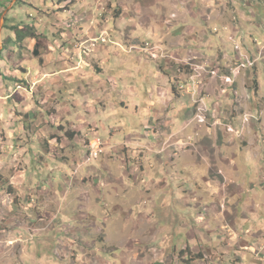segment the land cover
I'll list each match as a JSON object with an SVG mask.
<instances>
[{
  "label": "crops",
  "instance_id": "0c3cea01",
  "mask_svg": "<svg viewBox=\"0 0 264 264\" xmlns=\"http://www.w3.org/2000/svg\"><path fill=\"white\" fill-rule=\"evenodd\" d=\"M42 2L25 15L43 37L23 42L33 68L8 63L3 27L22 19L0 3V234L24 237V264L177 238L264 264V0ZM146 42L157 58L129 50ZM95 137L104 153L83 164Z\"/></svg>",
  "mask_w": 264,
  "mask_h": 264
},
{
  "label": "rangeland",
  "instance_id": "374dc122",
  "mask_svg": "<svg viewBox=\"0 0 264 264\" xmlns=\"http://www.w3.org/2000/svg\"><path fill=\"white\" fill-rule=\"evenodd\" d=\"M12 0H0V3L3 4L5 7L11 2ZM33 2L34 6H37L38 9L44 8V2L39 0H30ZM29 0H16L15 6L18 7V11L14 12L20 19H22L23 26L29 25L31 26L32 21L29 18H26V16H30L31 19L37 18V11L35 9H32V7L28 6L30 4ZM45 5L49 8H53L56 6L59 2V0H45ZM2 5V6H3ZM31 11V14L29 12ZM47 13V12H46ZM26 15V16H25ZM174 19V16L170 18V20ZM37 20V19H36ZM17 24H19V21H15ZM21 23V24H22ZM11 25L12 26H15ZM35 28L37 29V25L34 24ZM32 26V27H34ZM6 32L11 33L13 36V32L5 29ZM152 45V48H154L153 56L152 58H157L160 53L159 46L153 45L150 42H146ZM24 46L23 48L21 46H16V51L14 52V55L12 56V59L8 62L11 64V61L15 62V65L20 64L24 68L29 67V65L32 66L37 61L32 58L31 60L24 61ZM151 58V57H150ZM34 66H32L33 68ZM23 75L18 78L19 80H22ZM201 119L202 116H198L197 119ZM228 130H233V128L229 127ZM189 149H193L195 152L196 146L189 145ZM195 148V149H194ZM192 150V151H193ZM175 155L178 153L174 149ZM193 190V189H191ZM2 192V191H1ZM5 192V190H3ZM192 205L195 204V201L191 203ZM3 212H5L3 210ZM4 215L6 213H3ZM2 214V215H3ZM158 229V227H156ZM151 232H154V230H151ZM1 235V234H0ZM228 237L229 235L226 234ZM2 238L7 240V242H4L3 244H0V264H24V237H22L21 240H15L13 235L10 237L6 234L1 235ZM169 234L164 235V233H160L158 238H163L162 242L168 241ZM165 237V238H164ZM174 241V239H172ZM172 241L170 242L172 244ZM2 243V242H0ZM169 244H160L156 245L152 248H143V249H123V250H115V251H108V253H101L100 251L97 253L98 256H100L103 260H105V264H214L218 260L220 261L219 264H223V258L218 257L219 251L213 250V249H195V250H182V241L180 238H177L174 241L173 247L177 246V248L167 247ZM201 246H205L204 243H201ZM61 252V250H57V253ZM47 256H50V252L46 251L45 253ZM235 254V253H234ZM51 257V256H50ZM53 258V257H51ZM53 260V259H52ZM215 260V261H214ZM239 262V260H235V262ZM241 262H239L240 264ZM237 264V263H234ZM242 264V263H241Z\"/></svg>",
  "mask_w": 264,
  "mask_h": 264
},
{
  "label": "built area",
  "instance_id": "2783aa9c",
  "mask_svg": "<svg viewBox=\"0 0 264 264\" xmlns=\"http://www.w3.org/2000/svg\"><path fill=\"white\" fill-rule=\"evenodd\" d=\"M173 17V16H172ZM171 17V18H172ZM107 40L105 39L104 36H100L99 38L93 40V41H89V44L85 45L88 42L82 43V47L83 48H87V51H91L94 50L96 48V45L99 44H104ZM130 51H136L138 53H147L150 57L153 56V52H154V48H152V45H150L149 43H143L141 45L138 46H131ZM249 66H253L252 64H249ZM215 75V72H214ZM213 75V76H214ZM228 83H231V80L228 78ZM192 86L196 89H199L200 87V83L199 81H194L192 83ZM179 91H181L182 93H189L191 94L192 92L190 91V88H187L186 85H181L178 87ZM196 111H202V118L201 119H197V121H205V116H206V112L204 111V109L202 108H198ZM228 132H233V130H228ZM154 139L158 137V134L155 133V135L153 136ZM155 139V140H156ZM104 142L100 137H95L94 139H92L91 141H89L87 143V154L83 159V164H88L94 160L99 159V157L104 153ZM162 150H159L160 153H162Z\"/></svg>",
  "mask_w": 264,
  "mask_h": 264
},
{
  "label": "trees",
  "instance_id": "16d2710c",
  "mask_svg": "<svg viewBox=\"0 0 264 264\" xmlns=\"http://www.w3.org/2000/svg\"><path fill=\"white\" fill-rule=\"evenodd\" d=\"M3 28L8 29L13 32L14 38L12 41L16 44V46H21L23 48V42L27 39L36 40L42 39L43 37L38 34V31L35 27L25 25L23 26V23L16 24L12 27H6ZM11 39H8L10 41ZM7 40H2V47L5 48V45L8 42Z\"/></svg>",
  "mask_w": 264,
  "mask_h": 264
}]
</instances>
